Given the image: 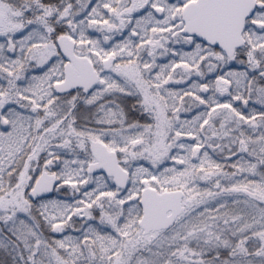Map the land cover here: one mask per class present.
Instances as JSON below:
<instances>
[{
	"label": "snow or ice",
	"instance_id": "obj_1",
	"mask_svg": "<svg viewBox=\"0 0 264 264\" xmlns=\"http://www.w3.org/2000/svg\"><path fill=\"white\" fill-rule=\"evenodd\" d=\"M0 264H264V0H0Z\"/></svg>",
	"mask_w": 264,
	"mask_h": 264
}]
</instances>
